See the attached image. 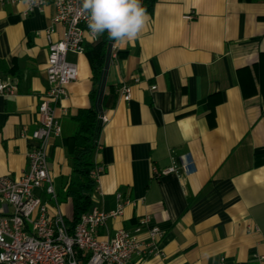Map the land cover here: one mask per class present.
<instances>
[{
	"label": "crops",
	"instance_id": "obj_1",
	"mask_svg": "<svg viewBox=\"0 0 264 264\" xmlns=\"http://www.w3.org/2000/svg\"><path fill=\"white\" fill-rule=\"evenodd\" d=\"M147 14L135 41H113L98 86L84 54L66 56L77 78L54 111L60 133L45 150L56 198L70 174L73 115L90 107L93 90L99 105L114 95L91 155L103 169L92 202L104 212L116 208V194L133 204L106 221L100 238L148 216L163 233L159 253L131 264H257L252 254L264 256V0H155ZM52 15L49 4L33 14L23 3L0 5V78L14 87L0 96V177L17 179L26 165L23 135L36 127L46 90ZM62 32L56 25L51 39ZM122 85L130 86L128 102ZM186 156L194 178L181 169L156 173Z\"/></svg>",
	"mask_w": 264,
	"mask_h": 264
},
{
	"label": "built area",
	"instance_id": "obj_2",
	"mask_svg": "<svg viewBox=\"0 0 264 264\" xmlns=\"http://www.w3.org/2000/svg\"><path fill=\"white\" fill-rule=\"evenodd\" d=\"M23 3L26 14L39 12L51 5L53 15L50 26L45 31L48 44L45 81L46 90L36 107V127L29 135H23L30 142L26 153V165L17 179L0 177V264H77L78 252L89 254L86 264H131L133 257L146 259L159 253L162 231L151 225V219L143 216L132 230L117 229L111 237L100 238L99 230L105 228L109 218L122 214L123 206L133 202L116 194V208L104 212L96 206L84 213L70 234L65 225L47 168L45 150L53 137L60 133V124L55 109L68 99L66 86L77 78V67L67 61V54H84L85 45L97 40L90 38L87 17L80 14L81 0H0V5ZM192 15L186 16L190 20ZM61 25L63 32L58 40L51 35L55 26ZM110 55L115 56L114 42L108 44ZM138 79H134L136 83ZM152 90L155 87H151ZM14 87L0 78V96L13 95ZM120 98L131 99L129 85L118 89ZM98 120L103 126L107 119L100 110ZM99 147V145H98ZM97 147V149H98ZM181 169L194 178L193 164L188 156L181 157L158 175L179 174ZM103 172L94 167L90 176L96 181ZM48 197V201L39 194ZM50 209H52L50 211ZM146 232V239L138 235ZM257 264H263L264 256L252 254Z\"/></svg>",
	"mask_w": 264,
	"mask_h": 264
},
{
	"label": "trees",
	"instance_id": "obj_3",
	"mask_svg": "<svg viewBox=\"0 0 264 264\" xmlns=\"http://www.w3.org/2000/svg\"><path fill=\"white\" fill-rule=\"evenodd\" d=\"M155 0H142L143 7L150 13ZM113 40L105 32L96 42L85 45L84 55L87 57L92 72L94 86L102 81L104 63L108 52V44ZM97 90L92 91L90 107L80 109L72 117L76 124L75 132L67 140L68 158L71 163L70 174L57 200L70 201L72 216L70 221H65L68 232L71 234L80 217L93 206L92 196L96 188V181L90 176L95 165L91 155L98 147V136L102 125L98 120L100 110L109 109L115 102L114 95H104L99 105L96 100ZM89 254L78 252L77 264H86Z\"/></svg>",
	"mask_w": 264,
	"mask_h": 264
},
{
	"label": "clouds",
	"instance_id": "obj_4",
	"mask_svg": "<svg viewBox=\"0 0 264 264\" xmlns=\"http://www.w3.org/2000/svg\"><path fill=\"white\" fill-rule=\"evenodd\" d=\"M79 11L87 17L92 40L106 32L109 39L121 46L135 41L149 20L142 0H81Z\"/></svg>",
	"mask_w": 264,
	"mask_h": 264
},
{
	"label": "rangeland",
	"instance_id": "obj_5",
	"mask_svg": "<svg viewBox=\"0 0 264 264\" xmlns=\"http://www.w3.org/2000/svg\"><path fill=\"white\" fill-rule=\"evenodd\" d=\"M60 207V211L64 220L71 218V208L69 202L57 201Z\"/></svg>",
	"mask_w": 264,
	"mask_h": 264
}]
</instances>
